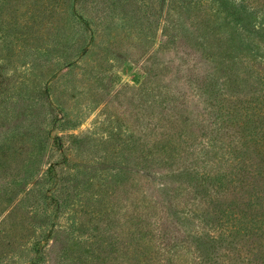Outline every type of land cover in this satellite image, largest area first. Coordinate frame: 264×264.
I'll return each instance as SVG.
<instances>
[{
  "label": "rangeland",
  "instance_id": "1",
  "mask_svg": "<svg viewBox=\"0 0 264 264\" xmlns=\"http://www.w3.org/2000/svg\"><path fill=\"white\" fill-rule=\"evenodd\" d=\"M201 253L264 262V0H0V264Z\"/></svg>",
  "mask_w": 264,
  "mask_h": 264
},
{
  "label": "trees",
  "instance_id": "2",
  "mask_svg": "<svg viewBox=\"0 0 264 264\" xmlns=\"http://www.w3.org/2000/svg\"><path fill=\"white\" fill-rule=\"evenodd\" d=\"M68 13H69L68 16L70 17L71 11L70 12L68 11ZM73 13H74V10H73ZM56 202H57V209H60L58 203H61V200L57 199ZM42 248H43V246H41V244H39L37 246L36 252L38 253L39 251H42ZM201 259L203 262H205V264H211V256H209V258H208L205 253H201ZM42 261H43V256H40L39 258L35 257V258H33V260H31L29 262V264H43ZM159 261L160 260L157 259V262H159ZM263 264H264V262H263Z\"/></svg>",
  "mask_w": 264,
  "mask_h": 264
}]
</instances>
